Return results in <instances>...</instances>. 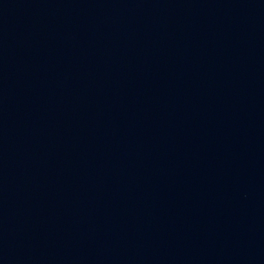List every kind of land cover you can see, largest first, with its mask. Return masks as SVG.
Listing matches in <instances>:
<instances>
[{"label": "water", "instance_id": "1", "mask_svg": "<svg viewBox=\"0 0 264 264\" xmlns=\"http://www.w3.org/2000/svg\"><path fill=\"white\" fill-rule=\"evenodd\" d=\"M0 264H264V0H0Z\"/></svg>", "mask_w": 264, "mask_h": 264}]
</instances>
